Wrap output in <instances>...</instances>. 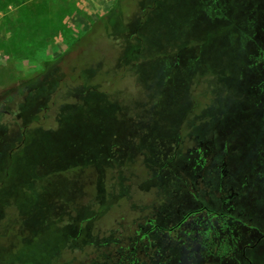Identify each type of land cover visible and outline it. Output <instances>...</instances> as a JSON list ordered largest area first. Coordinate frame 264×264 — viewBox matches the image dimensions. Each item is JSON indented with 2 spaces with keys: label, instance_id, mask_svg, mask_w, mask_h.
<instances>
[{
  "label": "rangeland",
  "instance_id": "obj_1",
  "mask_svg": "<svg viewBox=\"0 0 264 264\" xmlns=\"http://www.w3.org/2000/svg\"><path fill=\"white\" fill-rule=\"evenodd\" d=\"M117 1L0 0V70L10 69L17 79L10 83L2 81L0 75V110L14 111L16 107L23 112L32 110V115L44 126L32 125L23 132L29 117L25 114L24 119L16 116L15 120L9 114V127L0 131V183H9L4 181V169L9 167L10 176H15L17 167L28 168L30 162L25 157L35 160L43 155L50 162L54 155L68 158V143L79 136L81 147H89L98 162L92 169L93 183H108V180L132 186L153 183L150 172L155 171L156 154L170 146L165 145L180 126L175 121L176 115L180 112L183 115L181 108L190 104L189 91L201 93L200 106L210 104L208 112L196 113L189 122L206 118L204 129L211 132L213 139L228 130L230 138L225 140L234 143L237 154L228 156V163L240 165L241 173L254 180V168L264 165V74L261 71L251 77L246 73L251 68L264 67V4L260 0H122L116 10L101 20L100 14ZM142 19L145 24H141ZM113 25L115 31H125L120 35L119 46L110 33L104 32L111 31ZM137 36L143 41L136 39ZM140 44L141 52L123 64L130 48ZM185 54L191 60L188 67H197L202 76L185 84L189 85V91L183 97L182 87H178L183 83L182 78L175 68L185 67V59H180ZM45 59H57L55 74L49 68H42ZM165 67L174 68L173 76L164 75L162 80L157 70ZM148 68H156L153 81L143 80L146 73L139 72L136 76L138 69ZM139 79L146 83L144 87L137 85ZM219 83L224 84L220 85L224 91L214 95ZM32 84L37 87V93L25 101L23 96ZM80 84L87 86L82 92ZM54 89L59 95L50 92L49 101L55 100V104L44 112L39 108L43 101L37 94ZM78 90L81 98L74 94ZM30 96L34 101L40 100L35 107ZM65 102L74 104L72 113L76 115V123L69 124L65 116L61 117ZM135 102L149 103L154 116L149 115L150 108H139L148 111L141 114ZM212 104L221 108L213 112ZM128 106L130 112L124 114ZM119 107L124 113H119ZM43 114L45 119L40 118ZM22 147L24 158L18 155L12 162L9 152L20 153ZM157 159L158 163L165 161L160 156ZM52 166L67 168L57 161ZM261 170L264 173V166ZM60 175L64 177L68 172ZM69 182L65 183L67 191L77 188V183ZM257 184L247 183L252 188ZM252 197L256 203H263ZM117 209H108L107 224H112L118 213L126 210V205H121L120 211ZM11 211L7 215L22 217L24 210ZM34 222L18 225L17 232L30 239L27 227L31 228ZM51 232L33 239L35 244L31 249H37ZM12 251V246L0 251V264H14Z\"/></svg>",
  "mask_w": 264,
  "mask_h": 264
},
{
  "label": "flooded vegetation",
  "instance_id": "obj_2",
  "mask_svg": "<svg viewBox=\"0 0 264 264\" xmlns=\"http://www.w3.org/2000/svg\"><path fill=\"white\" fill-rule=\"evenodd\" d=\"M263 1L260 0L264 4ZM136 39L143 41L139 36ZM167 57L171 58V53ZM180 59H185V67L175 69L180 71L183 83L178 87H182L181 95L185 97L189 91V85L185 88V84L200 79L202 74L197 67H188L191 60L186 54ZM259 60L261 62V58ZM154 70L156 68L138 69L136 76L140 75L139 72L146 73L147 78L143 80L151 82ZM157 71L162 79L164 75L173 76L174 68ZM261 71L264 74V67L251 68L246 75L253 77ZM137 85L144 87L146 83L139 79ZM220 85L224 84L219 83L218 89L214 88V95L224 91ZM200 96L199 92H188L190 104L181 108L183 115L181 112L176 115L178 119L175 121L180 126L165 145L170 146L156 154L165 161L158 163L156 156L155 171L150 172L153 183H135L133 186L130 183H109L112 180L93 183L92 169L98 162L89 147H81L80 136L73 137L68 143V158L54 155L50 162L43 155L35 160L25 157L30 165L25 170L24 166L20 168L22 179L10 180L5 194L14 198L19 193H27L31 197L25 202L26 209L21 217L23 224L35 221L31 228L27 227L26 234L31 236L30 239L68 214L74 223V234L79 230L77 224L85 221V232L92 234V245L97 249V264H264V185L259 184L264 183L261 170L264 165L254 168L255 178L248 180L247 175H243L245 172L241 173L240 165L227 161L228 156L237 155L234 143L225 140L230 138L228 130L213 139L211 132L204 129L206 118L189 122L196 113L209 111V103L199 105ZM149 103L135 102L141 114L148 111L139 108L152 109ZM212 105L213 112L221 108ZM120 107L119 113H124ZM128 108L124 114L130 112L131 106ZM151 111L149 115H153V109ZM23 149L16 154L9 152L12 162L16 156L24 154ZM54 161L67 168H55L52 166ZM65 171L68 175L61 177ZM36 172L40 173L41 179ZM146 173L144 177H148ZM35 177L38 178L34 181ZM69 181L77 183V188L62 191V187H66L62 183ZM37 183L42 186L36 187ZM247 183L258 184L252 188ZM252 196L263 203H256ZM61 204L65 205L62 209ZM121 205H126L125 211H120ZM111 207H118L120 213L109 225L106 220ZM36 226L39 228L31 232ZM73 262L76 264L75 259Z\"/></svg>",
  "mask_w": 264,
  "mask_h": 264
},
{
  "label": "trees",
  "instance_id": "obj_3",
  "mask_svg": "<svg viewBox=\"0 0 264 264\" xmlns=\"http://www.w3.org/2000/svg\"><path fill=\"white\" fill-rule=\"evenodd\" d=\"M121 2L122 0H118L116 3H114L111 9L107 13H105V15L101 16L100 19L102 20V18H104L106 15H109L112 11L116 10V8L120 6ZM145 22L146 21L142 19L141 24H145ZM104 27L106 28L107 24ZM104 32L110 33V35L113 36L115 39L116 46H119L120 45L119 41L121 40L120 35H122L125 31L124 29L115 31L114 25H113V28L111 29V31H107L105 29ZM141 48L142 47L132 46L130 50L128 51L129 53L126 54L127 57L125 58V60L122 61L123 64H127V58L130 59L132 56H135L138 53H140ZM42 65H43L42 68L44 69L49 68L53 74H55V68L58 70L57 59H52V60L45 59ZM0 75L3 76L2 81H9L10 83L14 82V80L17 81V79L12 74L10 69L0 70ZM49 75L50 73H48V76ZM62 78L64 80L67 79L64 74H62ZM20 81H22V79H20ZM32 81H35V80H32ZM69 81L72 82L71 80ZM27 82H29V80ZM85 88H87L86 84H80L79 89L81 90V92ZM27 90L28 92L25 93V95L23 96V100L25 101L26 99L27 101L30 99L28 98L29 95L32 94L33 97L34 95H36L37 87L34 86V84H32L28 87ZM50 92H51V95H55L57 93L54 89L53 91H48L47 93L37 94L40 96L39 99L43 101V105H40L39 108L42 109V111L44 112H48L51 109V107L55 104V100L54 102L49 101ZM72 92L73 91H70L69 93L71 94ZM65 93H68V91ZM76 93L79 94L81 98L82 93H80L79 90L77 92H74V94ZM56 95L58 96L59 94H56ZM38 101L40 100L34 101L32 98L34 107ZM46 103L48 105L47 107H44ZM73 106L74 104L71 105L65 102V106L63 110L61 111L62 113L61 117L65 116L63 118H65L69 124L77 122L76 115L72 113ZM31 111L32 110L29 111L28 109V111L23 112L20 109L18 110L17 107H16V110L9 111V112L0 110V131L6 130L9 127L10 124L7 121L11 117L9 115L10 113L11 115H13V117L15 116L14 117L15 120H16V116L23 118L25 114H26V117H29L27 119L28 122L25 123L23 126V132H25L26 130H30L33 126H36V125L44 127L43 122H40L39 118L32 115ZM40 118L45 119L46 118L45 114H43ZM48 130L50 132V128H48ZM49 132L47 133V135L49 134ZM44 143H48V142H44ZM4 170H5L4 181L9 182L12 179L15 180V178H18V180L22 179V177H20L21 176L20 174H22L23 172L22 169L17 167L15 176H10L12 171L9 167ZM35 175L39 176L40 178V173L36 172ZM37 178L38 177H35L34 181ZM37 184L38 185L35 184L36 187L42 186L41 183H37ZM7 185L8 183H0V251L6 249L7 246H12L13 251L11 254V262H14V264H74L73 261L75 259L76 264H97V261H96L98 257V253L96 251L97 249L93 247L92 245L93 244L91 241V238L93 237L92 234L90 232L88 233L85 232L87 230L85 221L84 222L81 221L80 223L77 224L79 227V230L77 234H74V223L70 219V216L68 214H64L61 217L59 223H55L51 225L50 228L47 231H45V232H48L49 230H52V232L47 237V239H44L42 241V244L37 249H33V248L31 249V247L35 244V242H33V239L37 238V236L44 235L45 232L39 233L38 235L33 236L30 240L26 238L27 235L20 234L17 232L16 229L18 225L23 223V220L18 214L11 216V215H7V213H10L9 211L11 210L13 212H19V213L21 212V210L25 211L26 209L25 202L27 201V199L31 197L27 193H22V194L19 193L16 197L10 198L6 196L5 194L7 190ZM62 186H65V183L64 184L62 183ZM17 189H21V188L17 187ZM65 190H66V187H62V191L65 192ZM64 195L65 194L62 193V196ZM10 206H13V207L9 208ZM52 233H54L53 235L56 236L55 238L51 236ZM36 251H37V254H36Z\"/></svg>",
  "mask_w": 264,
  "mask_h": 264
},
{
  "label": "crops",
  "instance_id": "obj_4",
  "mask_svg": "<svg viewBox=\"0 0 264 264\" xmlns=\"http://www.w3.org/2000/svg\"><path fill=\"white\" fill-rule=\"evenodd\" d=\"M112 4H113V3H112ZM112 4H110V5H109V8L107 9V11H106V12H108V11L110 10V8H111ZM106 12H105V13H106ZM105 13H103V14H105ZM103 14H102V15H103ZM102 15L100 14V16H102ZM148 58H149V57H148Z\"/></svg>",
  "mask_w": 264,
  "mask_h": 264
}]
</instances>
